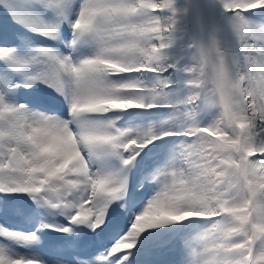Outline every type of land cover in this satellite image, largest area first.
Listing matches in <instances>:
<instances>
[{
    "label": "snow or ice",
    "instance_id": "obj_1",
    "mask_svg": "<svg viewBox=\"0 0 264 264\" xmlns=\"http://www.w3.org/2000/svg\"><path fill=\"white\" fill-rule=\"evenodd\" d=\"M0 264H264V0H0Z\"/></svg>",
    "mask_w": 264,
    "mask_h": 264
}]
</instances>
